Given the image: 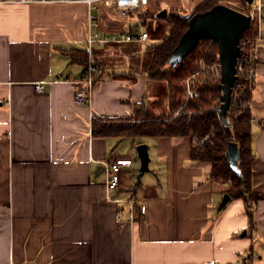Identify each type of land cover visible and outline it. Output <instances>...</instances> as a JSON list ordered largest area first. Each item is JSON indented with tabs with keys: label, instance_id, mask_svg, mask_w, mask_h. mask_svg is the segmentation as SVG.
I'll return each instance as SVG.
<instances>
[{
	"label": "crops",
	"instance_id": "0c3cea01",
	"mask_svg": "<svg viewBox=\"0 0 264 264\" xmlns=\"http://www.w3.org/2000/svg\"><path fill=\"white\" fill-rule=\"evenodd\" d=\"M202 1L149 0L126 16L94 11L101 31L148 34L94 46L95 119L130 117L140 103L170 114L166 83L147 79L150 46L167 23L149 15ZM87 16L81 0H0V264H264V43L253 49L251 184L261 199L250 228L242 199L219 209L223 188L209 179L208 164L190 160L189 138L92 136L88 107L74 103L68 82L83 67L63 51H86ZM141 143L149 171L138 179ZM108 160L131 161L111 191L99 164Z\"/></svg>",
	"mask_w": 264,
	"mask_h": 264
},
{
	"label": "trees",
	"instance_id": "16d2710c",
	"mask_svg": "<svg viewBox=\"0 0 264 264\" xmlns=\"http://www.w3.org/2000/svg\"><path fill=\"white\" fill-rule=\"evenodd\" d=\"M239 1L241 3L240 8H233L246 13L249 5L245 0ZM219 4L225 5V2L223 0H203L195 9L190 11L169 8L167 15L161 18L167 23V34L159 42L150 46L151 60L147 79L153 82L166 83L169 93L170 114L161 117L155 116L140 103L135 106L130 117L94 119L91 123V134L96 138H127L133 142L144 138L163 137H186L192 142L193 137L208 136V140L202 145H191L190 160L208 164L209 179L218 184H227V187L222 191L223 194H228L231 198L242 199L249 227L254 228L252 208L258 203L261 196L252 191L251 184V165L254 155L251 146L250 111H245L233 119L231 128H224L217 113L211 109H217L220 104L219 81H212L207 75L199 77L196 87L197 98L190 99L186 103L178 99L181 92L179 83L197 71L200 57H203L207 66L217 62V44L211 39H203L183 61L175 66L168 63L173 49L188 27L189 17L210 10ZM149 16L156 17V14ZM250 30L248 27L242 36L248 35ZM63 51L69 56L70 63L81 65L83 68L87 65L86 51ZM93 63L97 66L95 60ZM179 107L181 108L179 115L173 117L174 112ZM230 142L235 143L238 147L237 172L230 166L226 156Z\"/></svg>",
	"mask_w": 264,
	"mask_h": 264
},
{
	"label": "built area",
	"instance_id": "2783aa9c",
	"mask_svg": "<svg viewBox=\"0 0 264 264\" xmlns=\"http://www.w3.org/2000/svg\"><path fill=\"white\" fill-rule=\"evenodd\" d=\"M18 2H66L70 0H17ZM88 9L87 16V40L86 52L88 55L87 65L83 68L81 75L76 79H70L68 82L74 86V103L80 106L88 107V116L90 119H95L91 107L92 90L98 78V68L93 63V49L94 46H101L105 43H119V42H144L147 39V32L140 33H124L122 31L108 32L104 34L98 21V16L94 13L100 6L107 7L112 11L120 13L122 16L130 11H139L145 8L149 0H81ZM247 3V2H246ZM248 9L246 15L249 17L250 33L242 36L239 40V57L235 65V81L231 88L229 107L221 125L224 128H231L233 126V119L240 116L245 111L252 109V93L255 85L256 65L253 57V49L257 43H264V36L261 33V25L263 18V3L262 0H252L247 3ZM203 55V54H202ZM209 70V71H208ZM201 75H207L211 79L218 81L220 75V65L217 62L213 65L207 66L203 57L199 58L198 69L194 73L187 76L182 83V101L186 103L190 99L198 97L196 90L197 82ZM41 86H37V90H41ZM217 113V109L211 108ZM181 108H178L173 117L179 115ZM191 114V112H189ZM208 140V136L202 138L193 137L192 145H202ZM103 166L105 173V186L108 190H116L119 187V175L123 169L130 167L129 160H108L99 161ZM225 187L226 183H221ZM130 209L133 207V200L127 199L124 201ZM140 212L145 213V206L140 207Z\"/></svg>",
	"mask_w": 264,
	"mask_h": 264
},
{
	"label": "water",
	"instance_id": "95a60500",
	"mask_svg": "<svg viewBox=\"0 0 264 264\" xmlns=\"http://www.w3.org/2000/svg\"><path fill=\"white\" fill-rule=\"evenodd\" d=\"M245 1L247 3L252 2V0ZM166 15L167 11L163 9L156 14V17L164 18ZM249 24L248 15L224 4L216 5L202 13H196L189 17L188 27L173 49L168 62L173 66L180 63L203 39H211L217 44V59L221 75L218 84L221 95L217 112L221 122H224L229 107L231 88L236 79L235 65L240 53L239 40ZM135 151L140 162L137 174V178L140 179L145 172L149 171L148 147L141 143L136 145ZM226 156L230 166L237 172L238 147L235 143L230 142L228 144ZM229 200L230 196L224 194L219 209L224 207Z\"/></svg>",
	"mask_w": 264,
	"mask_h": 264
},
{
	"label": "rangeland",
	"instance_id": "374dc122",
	"mask_svg": "<svg viewBox=\"0 0 264 264\" xmlns=\"http://www.w3.org/2000/svg\"><path fill=\"white\" fill-rule=\"evenodd\" d=\"M163 1H166V0H163ZM222 1V0H221ZM224 2H225V5H227V6H229V7H231L232 6V8L233 7H235V8H240V1L239 0H223ZM168 9L169 8H165V10L167 11V13H168ZM170 9H173V8H170ZM163 10V9H162ZM178 10H183V11H185V9L184 8H180V9H178ZM161 11V10H160ZM97 16H98V21H99V15L97 14ZM101 21V20H100ZM100 23V22H99ZM109 25V27H111L112 25L111 24H108ZM102 27V26H101ZM139 29H141L142 28V25L140 24L139 26ZM102 33H104V34H109L108 33V30H104V29H102ZM209 71V70H208ZM209 78V77H208ZM185 79V78H184ZM183 79V80H184ZM210 80H212V81H216V79H211V77L209 78ZM183 80L179 83V85H180V94H179V96H178V99H183V95H182V89H181V87H182V83H183ZM218 81H220V79L218 80ZM180 108V107H179ZM217 185H220V183L218 184V183H216ZM221 186V185H220ZM227 187V184H226V186L225 187H223V186H221V188H223V189H225Z\"/></svg>",
	"mask_w": 264,
	"mask_h": 264
}]
</instances>
